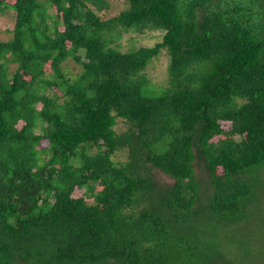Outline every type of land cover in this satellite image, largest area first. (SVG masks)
I'll use <instances>...</instances> for the list:
<instances>
[{
  "label": "trees",
  "instance_id": "trees-1",
  "mask_svg": "<svg viewBox=\"0 0 264 264\" xmlns=\"http://www.w3.org/2000/svg\"><path fill=\"white\" fill-rule=\"evenodd\" d=\"M7 11L0 264H245L264 166V0H0ZM147 32L161 40L116 43ZM233 224L240 255L222 237Z\"/></svg>",
  "mask_w": 264,
  "mask_h": 264
},
{
  "label": "rangeland",
  "instance_id": "rangeland-1",
  "mask_svg": "<svg viewBox=\"0 0 264 264\" xmlns=\"http://www.w3.org/2000/svg\"><path fill=\"white\" fill-rule=\"evenodd\" d=\"M8 4H13L15 0H4ZM121 6L116 4L114 9L111 11L112 14H117L121 9ZM15 26V18L12 11H7L5 14H0V40L6 41L13 36V29ZM162 34L159 32L152 33L147 32L146 34L138 35V34H124V36L120 37L116 40V43L120 44V49L123 52H130L138 50L142 47H151L154 46L157 42L161 40ZM168 61L169 57L165 51L160 53V56L153 61V63L149 66V77L151 82L157 85H162L166 81L167 71H168ZM13 65H11V68ZM64 68L67 70L69 75H76L82 70V66L75 62L72 59H69L64 63ZM13 70V68H12ZM123 121H119L116 129L121 132L127 130V125H125ZM230 125L226 124L224 126L227 129ZM220 137L215 138L214 140H218ZM237 139V136L235 137ZM126 153H118L115 156V159L122 161L125 157ZM197 173L200 177L205 176V171L201 166H197ZM259 171L257 170L254 173L255 178L258 179V183L256 184V192L257 197L251 201L250 209L252 218L249 219L246 230L249 239H247V243L244 247V253L246 254L244 257L245 264H264V166L260 167ZM155 178L159 184H172L173 180L170 179L167 174H163L159 171H155ZM204 186V184H203ZM75 196H81L82 191H76L74 193ZM231 228L236 229L235 231L231 229L230 235L223 234V236L227 238H235L234 242H231L232 247L235 252L240 255L242 254V247L236 240L239 234H237L239 226L233 224ZM230 242L227 241L226 243Z\"/></svg>",
  "mask_w": 264,
  "mask_h": 264
}]
</instances>
